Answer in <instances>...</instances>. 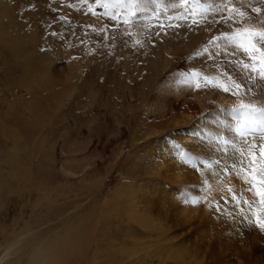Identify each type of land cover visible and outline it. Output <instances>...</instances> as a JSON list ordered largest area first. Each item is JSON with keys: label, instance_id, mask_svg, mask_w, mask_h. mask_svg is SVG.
<instances>
[{"label": "rangeland", "instance_id": "1", "mask_svg": "<svg viewBox=\"0 0 264 264\" xmlns=\"http://www.w3.org/2000/svg\"><path fill=\"white\" fill-rule=\"evenodd\" d=\"M129 2L0 0V264H264L251 171L210 181L226 199L206 211L193 133L206 118L194 103L145 111L182 31L159 1ZM231 193L247 227L222 216Z\"/></svg>", "mask_w": 264, "mask_h": 264}, {"label": "bare ground", "instance_id": "2", "mask_svg": "<svg viewBox=\"0 0 264 264\" xmlns=\"http://www.w3.org/2000/svg\"><path fill=\"white\" fill-rule=\"evenodd\" d=\"M142 1L141 6H150L153 0ZM157 1L161 3L163 12L166 10L170 14L172 24L169 25L181 26L179 29L182 31V39L177 45L176 42L174 47L168 46V55L164 63L154 64L155 80L154 82L152 80L153 86L151 85L153 93L151 100L145 105V111L167 113L169 110L173 111L174 107L184 108L187 104L194 103L198 113L206 118V122L198 123L197 127L195 126L193 133L196 138L194 148L195 161L198 165L196 167L198 195L202 199L204 197L207 199L205 210L208 211L213 208V204L210 202L214 201L217 195H222L223 199H226L225 183L210 189L208 186L210 181L217 182L219 178L226 175V171L237 173L239 176L241 174L239 181L242 184L247 180L244 178V173L246 170L251 171L252 169L249 167L252 164V159L245 160L249 158L248 153H251L248 149L258 152L256 159L260 158V162L254 167L258 168L257 171L259 170V172L256 171L257 177L262 175L264 178V172L261 171V168L264 167V156L259 155V150L264 148V140L259 141V136L264 133V123L248 121L242 108V105L247 104L256 107L264 106V77H261L258 71H253L252 67H244L245 64H248L260 70L261 65L258 62L260 53L254 54L255 60L251 59L252 54L245 53L238 43L227 40L224 36L225 33L235 36L237 30L243 28L264 31V0H232V3L227 5L229 9L238 8L245 12V16L238 20L235 19V12L218 11L219 8H224L221 0ZM190 8L195 14L193 21L189 20L187 16ZM256 8L261 11L255 12ZM230 14L233 16V20L225 22ZM258 47L260 46L258 45ZM173 58L176 61H173ZM199 73L205 74L210 79L207 89L197 86ZM233 82L239 84L240 88L236 89ZM227 86L231 87V90L225 91L224 88ZM174 153H171L168 160H172L177 166V157ZM200 161L204 163L201 165ZM164 169L166 170V167ZM175 175H177L176 172ZM228 189L232 190V188ZM203 192L206 193L205 196L201 194ZM248 196L247 194L246 196L241 195V198L246 200L249 198ZM232 198L233 194L231 193L229 202L222 203L221 210L226 213L222 215L224 220L232 223L233 227H247L249 224L246 223V220L255 221V216L252 214L249 219V215L241 213L240 208L242 209V207L239 208V203H232ZM257 205L260 206L261 214L264 217V202L258 200ZM186 210L188 211V209ZM255 226H257L256 223ZM176 260H178L177 257ZM49 264H54L53 260Z\"/></svg>", "mask_w": 264, "mask_h": 264}, {"label": "snow or ice", "instance_id": "3", "mask_svg": "<svg viewBox=\"0 0 264 264\" xmlns=\"http://www.w3.org/2000/svg\"><path fill=\"white\" fill-rule=\"evenodd\" d=\"M187 2V0H185ZM141 3V0H130L128 7H132V5H138ZM221 3L224 4V8H219L218 11L224 12L228 11L229 13L235 12L236 16L235 19L238 20L245 16V12L241 11L240 9H229L227 7L228 4L232 3V0H221ZM255 12L259 13L261 10L259 8L254 9ZM228 20H233V16L230 14L225 22ZM128 21L125 20V23ZM225 39L230 40L232 42L238 43L239 47L243 49L245 53L252 54L250 56L251 59H256L255 53H260L259 63L261 65V69L257 70L254 66L245 64L244 67H252L253 71H258L261 77H264V31H257L255 29L250 28H243L238 29L237 34L235 36H231L228 33L224 34ZM139 43V41H137ZM258 45L260 47H258ZM207 79V77H205ZM233 85L236 89L240 88L239 84L233 82ZM225 91H229L227 87L224 88ZM244 109V116L250 122H261L264 123V106L256 107L251 104L242 105ZM259 155L264 156V148L259 150ZM252 164H256V155L253 154ZM256 167H252L251 169V178L253 181V188L256 190V194L261 197L262 202H264V178H259L256 175ZM261 171L264 172V167L261 168ZM264 227V224L261 225Z\"/></svg>", "mask_w": 264, "mask_h": 264}]
</instances>
